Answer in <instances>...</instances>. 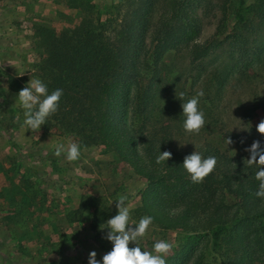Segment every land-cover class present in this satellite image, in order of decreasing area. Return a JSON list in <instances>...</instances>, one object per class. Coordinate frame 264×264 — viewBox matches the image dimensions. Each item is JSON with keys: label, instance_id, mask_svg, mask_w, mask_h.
I'll return each mask as SVG.
<instances>
[{"label": "rangeland", "instance_id": "rangeland-1", "mask_svg": "<svg viewBox=\"0 0 264 264\" xmlns=\"http://www.w3.org/2000/svg\"><path fill=\"white\" fill-rule=\"evenodd\" d=\"M255 1L247 0L250 4ZM197 5L201 40H222L223 44L198 62L192 61L188 48L166 53L158 80L155 125L159 130L171 131L173 146L177 149L194 150L212 145L230 157L250 158L238 140L242 139L247 147L252 141L264 140V135L256 130L264 120V15H252L247 23L241 22L236 16L237 0H199ZM119 8L125 10L121 0H0V136L17 142H13L15 148L29 155L33 176L43 173L46 196L59 203L58 209L66 214L84 218L83 228L89 225L93 228L88 220L94 218L95 206L101 207L104 222L117 215L115 201L122 194L129 195L131 222L138 223L146 216L139 214L138 207L147 180L129 163L116 157L111 148L91 143L88 134L77 135L72 113L57 111L39 132L27 131L22 126L23 109L15 101L31 79L43 82V70L39 66L47 47L57 37L79 26L86 16L105 22L107 13ZM181 92L185 102L203 93L198 107L205 114L206 124L199 134H189L183 128V101L178 98ZM127 121L131 122V113H127ZM227 137L232 139L231 145ZM69 141L81 146L79 161L69 162L63 154L55 155L56 146ZM79 201L83 206L77 213L74 206ZM93 230L105 245L113 247L104 238L108 229L101 231L98 226ZM187 237L188 233L183 230L166 229L153 221L139 246L155 254L154 244L164 240L172 245L166 259L176 251H190L189 261L203 253L206 261L218 264L220 252L213 251L221 250H214L210 235ZM9 241H0V251ZM129 246L136 247L135 243ZM3 251L16 250L12 247ZM263 251L253 249L247 262L264 264L261 262Z\"/></svg>", "mask_w": 264, "mask_h": 264}, {"label": "trees", "instance_id": "trees-1", "mask_svg": "<svg viewBox=\"0 0 264 264\" xmlns=\"http://www.w3.org/2000/svg\"><path fill=\"white\" fill-rule=\"evenodd\" d=\"M121 2L125 10L107 13L105 22L86 16L47 47L39 66L43 83L49 94L63 90L58 111L72 113L77 135L88 134L91 143L111 148L147 180L140 215L151 216L163 228L187 232V239L210 235L214 250H221L213 251L220 252L218 264H253L247 262L251 251L264 249V202L255 195L259 169L246 166L245 155L230 157L212 145L177 149L171 131L155 125L158 80L166 53L188 48L192 61L198 62L223 41L201 40L199 0ZM237 2L241 22L247 23L252 15L263 17L264 0ZM127 113H131L130 123ZM238 142L241 148H249L242 139ZM260 143L264 149V140ZM164 151L172 157L157 164ZM195 151L217 159L215 170L198 184L183 168L184 158ZM94 208L95 229L104 218L101 207ZM96 241L101 249L112 250L99 234ZM189 254L176 251L166 264H211L203 253L192 261Z\"/></svg>", "mask_w": 264, "mask_h": 264}, {"label": "crops", "instance_id": "crops-1", "mask_svg": "<svg viewBox=\"0 0 264 264\" xmlns=\"http://www.w3.org/2000/svg\"><path fill=\"white\" fill-rule=\"evenodd\" d=\"M13 142L0 136V241L10 239L0 264H89L92 251L103 264L109 251L100 248L96 231L58 209L43 191V173L33 176L32 159ZM81 206H74L77 213ZM12 247L16 251H3Z\"/></svg>", "mask_w": 264, "mask_h": 264}, {"label": "clouds", "instance_id": "clouds-1", "mask_svg": "<svg viewBox=\"0 0 264 264\" xmlns=\"http://www.w3.org/2000/svg\"><path fill=\"white\" fill-rule=\"evenodd\" d=\"M62 95V89H56L49 94L47 86L41 80L31 79L28 85L19 91L15 101L23 109L22 126L27 131L31 130L32 133L39 132L48 118L58 111ZM202 95L201 92L185 102L184 93L179 94L178 98L183 101L181 105L182 115L185 117L183 128L189 134H199L201 129L205 127V114L198 107L199 97ZM256 130L264 135V120L259 122ZM226 139L229 145L233 143L230 137ZM181 146L183 145L181 144ZM245 150L250 153V158H245V165L256 166L259 169L255 173V179L259 182L258 191L255 195L264 202V149L261 148L260 141L256 140ZM62 154L69 162L79 161L82 155L81 146L72 141L67 144L60 143L56 146L55 155L60 157ZM171 157L170 151L160 152L156 163L167 162ZM216 165L215 156L204 158L198 151L187 155L183 161V168L190 176L191 181L197 184L202 183L215 170ZM115 202L118 214L99 225L101 231L108 229L104 238L113 245L112 250L103 256V264H166V257L172 249L169 242L157 241L154 244L155 254L151 251H144L139 246V241L147 235L153 218L144 216L138 223H132L129 195L122 194ZM130 243H135L136 247H130ZM96 257L97 253L92 251L89 254V264H101Z\"/></svg>", "mask_w": 264, "mask_h": 264}]
</instances>
